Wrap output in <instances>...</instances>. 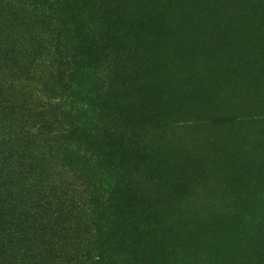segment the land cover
Here are the masks:
<instances>
[{
	"label": "rangeland",
	"instance_id": "obj_1",
	"mask_svg": "<svg viewBox=\"0 0 264 264\" xmlns=\"http://www.w3.org/2000/svg\"><path fill=\"white\" fill-rule=\"evenodd\" d=\"M0 81L51 157L0 264H264V0H0Z\"/></svg>",
	"mask_w": 264,
	"mask_h": 264
},
{
	"label": "trees",
	"instance_id": "obj_2",
	"mask_svg": "<svg viewBox=\"0 0 264 264\" xmlns=\"http://www.w3.org/2000/svg\"><path fill=\"white\" fill-rule=\"evenodd\" d=\"M20 97L0 81V222L10 227L26 218L20 210L16 214V205L25 207V200L40 195L37 189L46 181L51 159L41 113ZM25 127L28 136L23 137Z\"/></svg>",
	"mask_w": 264,
	"mask_h": 264
}]
</instances>
